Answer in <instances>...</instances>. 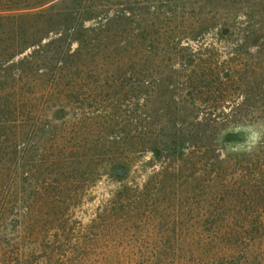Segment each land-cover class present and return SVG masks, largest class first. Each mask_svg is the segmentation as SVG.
I'll list each match as a JSON object with an SVG mask.
<instances>
[{
  "label": "trees",
  "instance_id": "trees-1",
  "mask_svg": "<svg viewBox=\"0 0 264 264\" xmlns=\"http://www.w3.org/2000/svg\"><path fill=\"white\" fill-rule=\"evenodd\" d=\"M159 14L92 28L0 15V264H264V129L249 152L222 141L264 127V83L241 66L245 38L264 49V24ZM213 24L234 43L220 61L201 38ZM147 153L150 173L127 179ZM103 175L120 185L82 222L75 210ZM26 243L38 253L24 256Z\"/></svg>",
  "mask_w": 264,
  "mask_h": 264
},
{
  "label": "rangeland",
  "instance_id": "rangeland-1",
  "mask_svg": "<svg viewBox=\"0 0 264 264\" xmlns=\"http://www.w3.org/2000/svg\"><path fill=\"white\" fill-rule=\"evenodd\" d=\"M168 9H183L187 12L191 10L197 18L211 23L219 22V25L224 22L245 21L246 15L250 13L256 22L261 21L264 24V0H42V2H35L28 6L0 10V15L11 16L14 14H22L24 21L26 23L31 22L33 25L38 15L42 14L44 17L52 15L55 20H59L58 22H60V24L66 18L67 21L73 22L71 27L77 25L75 27L77 28L80 24L85 28H92L95 26L97 27V22L99 21L105 24L106 21L104 18L116 17L120 12H125V14L129 16L128 21L134 25L138 23L143 24V22H153L161 18L159 13H164ZM189 19L194 20V18ZM215 29L216 25L213 24L209 26V29L205 31L201 38L204 39V44L210 42L215 43L218 49L217 52H215V57L220 61L227 56L226 49L234 43L232 41H224L223 39L225 38H220L219 35L215 33ZM61 30L62 28L59 29L58 32ZM225 30L226 26L225 29H223V33H225ZM130 31L129 29L124 32V34L130 35ZM132 32L133 31H131V33ZM174 34L177 36L180 34L182 38L188 36L187 33H179L178 30L175 31ZM260 34H264V26L259 36ZM76 35L77 31L74 33V36ZM255 35L256 37L253 38L250 36L243 41L246 54L243 53L241 57L243 61L241 66H251V69L246 72L242 70L244 75L243 77L241 76L242 80L248 79L249 81H254V86L260 82L264 83V49L261 50L259 44L262 41L257 37V33H255ZM240 40L242 41L243 38ZM194 42L190 41V44L195 46L196 43ZM109 43L110 39L103 38L99 45L100 53H107L112 50L113 47L110 46ZM76 47V40H72L70 47L71 51ZM98 66L107 65H103L98 58ZM242 95L241 93V96ZM259 124H262V122H256L254 124L244 123L224 131L222 133V141L228 137L226 150L237 153L249 152L242 148L237 149L236 146L246 142L249 135L247 129L249 128L259 132L261 136L264 127ZM257 145L253 149H255ZM229 146H231V148ZM149 158V153L139 157L132 165L127 179L135 178L141 180L142 178H146L151 170V164L147 163ZM133 170H135V173H133ZM119 185L120 182L111 180L103 175L91 186L88 197L84 198L83 202L77 206L75 217L82 220V222H87L94 217L96 209L109 197L112 191L119 187ZM20 252L27 257L32 254H37V244L26 243ZM36 262H38V264H43V258L37 259Z\"/></svg>",
  "mask_w": 264,
  "mask_h": 264
},
{
  "label": "clouds",
  "instance_id": "clouds-1",
  "mask_svg": "<svg viewBox=\"0 0 264 264\" xmlns=\"http://www.w3.org/2000/svg\"><path fill=\"white\" fill-rule=\"evenodd\" d=\"M249 135L247 137V140L244 144L241 145H237L236 148L237 149H244L247 151H251L258 143V141L260 140L261 136L260 133L253 130L252 128L247 129ZM231 148V146H229Z\"/></svg>",
  "mask_w": 264,
  "mask_h": 264
}]
</instances>
